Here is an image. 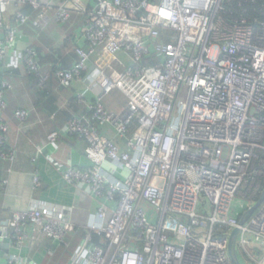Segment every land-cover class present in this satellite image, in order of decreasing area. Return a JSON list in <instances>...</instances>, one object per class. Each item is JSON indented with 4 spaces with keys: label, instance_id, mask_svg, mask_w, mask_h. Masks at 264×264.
<instances>
[{
    "label": "built area",
    "instance_id": "obj_1",
    "mask_svg": "<svg viewBox=\"0 0 264 264\" xmlns=\"http://www.w3.org/2000/svg\"><path fill=\"white\" fill-rule=\"evenodd\" d=\"M264 0H84L59 5L54 22L86 15L69 70L54 74L65 89H101L87 113L52 132L85 143L87 168L51 160L65 181L91 194L107 247L85 250L84 264H264ZM42 0H0V63L18 50L20 32ZM47 87L50 76L31 46L21 58ZM0 90V160L13 164L7 94ZM127 99L111 112L104 99ZM19 125L30 118L15 112ZM22 130V129H20ZM43 150H39L42 154ZM8 182L6 181L5 184ZM42 188L37 173L32 191ZM72 209L31 199L10 214L7 264H31L14 249L42 235L63 242L76 227ZM108 221V222H107ZM107 222V224H106ZM0 212V232H1ZM242 259V260H241Z\"/></svg>",
    "mask_w": 264,
    "mask_h": 264
},
{
    "label": "crops",
    "instance_id": "obj_2",
    "mask_svg": "<svg viewBox=\"0 0 264 264\" xmlns=\"http://www.w3.org/2000/svg\"><path fill=\"white\" fill-rule=\"evenodd\" d=\"M66 1L42 0L39 10L29 8L31 21L20 32L18 50L11 53L5 64L0 63V81L2 71H9L15 75L12 82L16 87L7 94L6 100L7 120L11 124L10 141L17 151V158L13 164L0 160L1 221L8 220L10 214L14 212L26 211L31 199L35 198L45 203L71 208L70 220L76 227L75 232L69 234L63 242L39 235L34 240L29 239L21 250L12 251L13 254H20L21 257L26 258L31 264H84L85 250L96 244L93 238L96 234L91 226L99 223L98 205L94 197L69 185L51 162L54 160L65 165L79 164L80 169L87 168L88 163L84 160L85 143H79L69 137H60L56 144L48 142L49 135L64 128L67 122L61 117L55 119L44 110L43 104L37 102L34 91L39 90V87L36 85L32 89L25 81L26 68L21 61L23 51L32 46L44 54H54L63 63L64 68L73 67L77 57L71 41L66 40L79 38L86 15L73 12L68 24L64 26L56 24L55 12L59 5ZM84 3L90 9L95 5L94 0H84ZM51 67V64H48L43 67L42 72L46 75V71L52 69ZM57 82L54 75L50 76L48 84L50 83V87H55V95L59 101L57 105L61 109H66L71 97H77V94H81L86 102L93 103L101 92L98 86L88 88L82 85L73 86L62 92L58 89ZM115 96L119 97L121 102H114ZM103 104L107 110L118 113L126 107L127 99L120 91H114L104 99ZM81 107L85 113V106L81 105ZM18 109H25L30 113L24 129L14 117ZM41 149L42 154L39 153ZM37 173L41 177L42 188L33 193L32 178ZM102 242L103 239L100 237L99 244L96 245H101ZM0 264H7V260L0 259Z\"/></svg>",
    "mask_w": 264,
    "mask_h": 264
},
{
    "label": "trees",
    "instance_id": "obj_3",
    "mask_svg": "<svg viewBox=\"0 0 264 264\" xmlns=\"http://www.w3.org/2000/svg\"><path fill=\"white\" fill-rule=\"evenodd\" d=\"M263 2L264 1H262V3ZM29 8L32 9V7H30V6H27L24 9V12L27 15H29L28 13L30 12V11H28V10H30ZM33 10H35V9L33 8ZM259 19L264 20V16L261 15L259 17ZM66 41H69V42L71 41L72 46L77 45V39L76 38L75 39L72 38L71 40H66ZM33 48L37 52V59H38L39 65H40L42 70H43V67H46L48 64H51V66H52L51 68L52 69H49L48 71H46L47 75L52 76L59 70H69L68 68H64L63 67V63L61 61H59L55 57L54 54L53 55L52 54L51 55L50 54H44L38 48H36V47H33ZM76 57H77V55H76ZM25 72H26V75H25L24 78H25V81L28 82L30 87L33 89L34 87H36V85L38 86V83H39V80H40L39 77H36L34 75L29 74L26 69H25ZM14 76L15 75H13L12 72H9V71H5L4 72V71H2V76H1V81H0V90H1V88L3 86V84L5 83V81H9V82H11L14 85V88L12 90H10L9 92L13 91L15 89V87H16L14 82H12V79H13ZM49 84L47 85V87L45 89H43V90L39 89L37 91H34V93H35L36 99L38 100L37 102H39L41 105L43 104L42 106L44 107V110H46V112H48L51 116H54L55 119L61 117L62 119H64L68 123L74 117H80V116H83L84 114L87 113L86 110H85V113H84V109L81 107V104L78 103L77 97H75V96L71 97L70 104H69V106L66 109H61V107L57 105V102H59V101L56 98L57 95H55V89H54L55 87L54 86L50 87ZM57 84H58V89H60V91L63 92V91L67 90V89L61 87L58 82H57ZM6 99H7V97H6ZM18 110H20V109H18ZM18 110H16V111H18ZM71 138H73V137H71ZM93 238H94V243L99 244L100 236L94 235ZM101 245L107 247V245L104 242H102Z\"/></svg>",
    "mask_w": 264,
    "mask_h": 264
},
{
    "label": "water",
    "instance_id": "obj_4",
    "mask_svg": "<svg viewBox=\"0 0 264 264\" xmlns=\"http://www.w3.org/2000/svg\"><path fill=\"white\" fill-rule=\"evenodd\" d=\"M263 200H264V193L260 201L257 203V205L255 206L253 210L257 209L261 205ZM7 225H8L7 221L2 222L1 223L2 228L0 232V259H5V260L9 258L11 254L10 239L7 238V232H8ZM238 234H239L238 229L233 230L230 235V240H229V250L228 251H229V255L234 264H242L234 254L235 243L237 241Z\"/></svg>",
    "mask_w": 264,
    "mask_h": 264
},
{
    "label": "rangeland",
    "instance_id": "obj_5",
    "mask_svg": "<svg viewBox=\"0 0 264 264\" xmlns=\"http://www.w3.org/2000/svg\"><path fill=\"white\" fill-rule=\"evenodd\" d=\"M70 89V88H69ZM114 98V102H117V103H119V102H121V100L119 99V97H117V96H115V97H113ZM122 100H123V98H121ZM242 260V259H241Z\"/></svg>",
    "mask_w": 264,
    "mask_h": 264
}]
</instances>
